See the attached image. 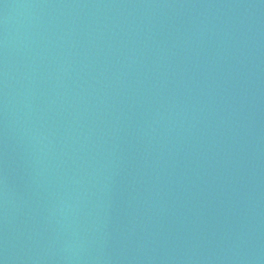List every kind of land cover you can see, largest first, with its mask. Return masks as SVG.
Here are the masks:
<instances>
[{
	"label": "water",
	"instance_id": "obj_1",
	"mask_svg": "<svg viewBox=\"0 0 264 264\" xmlns=\"http://www.w3.org/2000/svg\"><path fill=\"white\" fill-rule=\"evenodd\" d=\"M0 264H264V0H0Z\"/></svg>",
	"mask_w": 264,
	"mask_h": 264
}]
</instances>
